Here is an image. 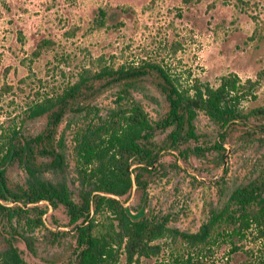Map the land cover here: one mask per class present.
Instances as JSON below:
<instances>
[{
	"label": "rangeland",
	"instance_id": "1",
	"mask_svg": "<svg viewBox=\"0 0 264 264\" xmlns=\"http://www.w3.org/2000/svg\"><path fill=\"white\" fill-rule=\"evenodd\" d=\"M42 39L50 44L33 56V48ZM143 61L157 63L183 86L194 78L214 85L225 73H234L241 81L258 75L253 95L242 98L239 106H264V0H0V124L16 121L27 102L72 81L82 67L104 63L126 67ZM154 77L148 70L128 86L149 114L164 104ZM119 88L115 83L95 87L86 102L93 108L85 116L71 111L59 122L57 131L63 133L68 151V173L74 172L73 132L88 119L93 122L104 116L115 105ZM44 119L26 121L25 130L37 131ZM259 122L264 117L254 114L229 129L222 141L226 151L220 165L213 148L185 158L175 152L159 154L161 167L148 176L144 187L145 213L166 216L167 223L179 230L195 231L205 220L209 204L223 198L225 193L219 190L229 191L255 169L264 145H236L246 138L244 127ZM195 126L202 134L191 145H209L216 137L214 126L201 112ZM260 135L264 139V131ZM9 172L14 178L23 176L16 166ZM219 176L222 180L216 183ZM137 198L135 185L127 196H121L129 206ZM52 219L64 223L61 206L44 214L47 225L56 227ZM36 234L35 254L14 240L26 264H60L67 250L45 245L41 231ZM161 240L164 246L159 255L141 258L139 264H238L264 257V239L255 238L249 230L236 238L219 235L203 246L187 245L179 236ZM232 241L237 246L234 250H230Z\"/></svg>",
	"mask_w": 264,
	"mask_h": 264
},
{
	"label": "trees",
	"instance_id": "2",
	"mask_svg": "<svg viewBox=\"0 0 264 264\" xmlns=\"http://www.w3.org/2000/svg\"><path fill=\"white\" fill-rule=\"evenodd\" d=\"M49 44L48 39L38 41L32 55L38 56ZM148 70L156 75L154 84L164 101L154 114H149L128 89ZM76 74L59 89L27 102L16 121L0 124V264H26L14 240L35 254L38 231L45 245L67 250L60 264H139L141 258L158 256L164 246L161 239L166 237L179 236L187 245L203 246L219 235L230 239L249 230L255 238L264 239V150L247 179L227 192L219 190L225 193L223 198L209 204L205 220L195 231L169 225L166 216L145 211L131 215L121 199L135 185L138 198L128 209L137 206L132 212L140 213L148 176L161 167L157 156L164 151L185 158L189 153L203 154L213 148L220 165L226 151L222 141L229 129L245 123L250 115L264 117V106H239L242 98L253 95L258 75L241 81L234 73H225L214 85L194 78L183 86L149 61L126 67L104 63L95 68L82 67ZM113 83L120 87L115 105L104 116H97L93 122L88 119L73 132L70 153L74 172L70 174L64 136L57 126L68 112L85 116L93 108L86 102L94 88ZM198 112L214 126L216 137L209 145L190 144L202 134L195 126ZM37 117L45 118L41 128L26 131V121ZM262 125L264 122L245 126L246 138L236 147L254 142L264 145ZM11 166L21 169L23 176H11ZM221 180L219 176L215 182ZM58 206L66 220L56 224L52 219L56 227H51L44 214ZM235 248L233 242L230 250ZM238 264H264V257L243 259Z\"/></svg>",
	"mask_w": 264,
	"mask_h": 264
},
{
	"label": "water",
	"instance_id": "3",
	"mask_svg": "<svg viewBox=\"0 0 264 264\" xmlns=\"http://www.w3.org/2000/svg\"><path fill=\"white\" fill-rule=\"evenodd\" d=\"M123 205L127 208V211L132 215V214H134V215H138V214H141V213H143L144 212V206L142 207V209H141V211H140V213H135V212H132V211H130L129 209H128V203H126V202H123Z\"/></svg>",
	"mask_w": 264,
	"mask_h": 264
}]
</instances>
